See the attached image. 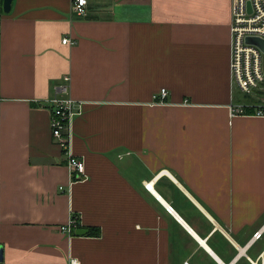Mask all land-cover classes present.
<instances>
[{"label":"crops","instance_id":"1","mask_svg":"<svg viewBox=\"0 0 264 264\" xmlns=\"http://www.w3.org/2000/svg\"><path fill=\"white\" fill-rule=\"evenodd\" d=\"M0 5V264H261L264 80L236 93L230 0ZM54 96L75 100L84 179L52 137Z\"/></svg>","mask_w":264,"mask_h":264},{"label":"built area","instance_id":"2","mask_svg":"<svg viewBox=\"0 0 264 264\" xmlns=\"http://www.w3.org/2000/svg\"><path fill=\"white\" fill-rule=\"evenodd\" d=\"M249 3V7H248ZM87 0H71L72 13L83 15ZM1 6V5H0ZM230 74L234 86L242 93L255 96L256 89L261 87L264 80L261 50L254 44L245 41L248 36L264 39V0H230ZM63 43L74 45L76 41L69 37L62 39ZM66 87H64L65 89ZM167 96V90L161 89L156 97L163 100ZM42 105L51 111L50 128L53 139L65 154V165L68 168L70 180L85 178L84 161L75 156L70 150L71 121L78 112L75 100L67 97H48L41 100ZM264 113V106L258 108L257 115ZM232 114H245L242 105L232 106ZM59 189H63L62 186ZM76 216L71 215L68 222L60 226L62 232L71 234L78 227ZM260 231L254 233L259 238ZM70 264H77L75 259H70ZM261 264H264V252L261 256Z\"/></svg>","mask_w":264,"mask_h":264},{"label":"water","instance_id":"3","mask_svg":"<svg viewBox=\"0 0 264 264\" xmlns=\"http://www.w3.org/2000/svg\"><path fill=\"white\" fill-rule=\"evenodd\" d=\"M10 4H11V0H2V11L8 12L10 10ZM248 7H249V3H248ZM245 41L247 43L254 44L255 46H257L264 54V39L255 36H248L246 37ZM85 232L86 230L81 228H77L75 230V234L77 235H82ZM0 258H1V248H0Z\"/></svg>","mask_w":264,"mask_h":264},{"label":"trees","instance_id":"4","mask_svg":"<svg viewBox=\"0 0 264 264\" xmlns=\"http://www.w3.org/2000/svg\"><path fill=\"white\" fill-rule=\"evenodd\" d=\"M89 232L90 234H94V235L98 234V231L94 228H90Z\"/></svg>","mask_w":264,"mask_h":264},{"label":"rangeland","instance_id":"5","mask_svg":"<svg viewBox=\"0 0 264 264\" xmlns=\"http://www.w3.org/2000/svg\"><path fill=\"white\" fill-rule=\"evenodd\" d=\"M263 57H264V54H263ZM239 92H240V91L236 88V93H237L238 95H240V93H241V94H244V93H242V92H240V93H239Z\"/></svg>","mask_w":264,"mask_h":264}]
</instances>
